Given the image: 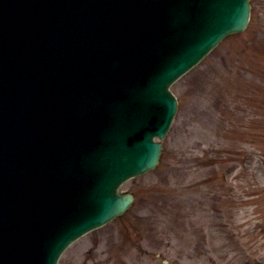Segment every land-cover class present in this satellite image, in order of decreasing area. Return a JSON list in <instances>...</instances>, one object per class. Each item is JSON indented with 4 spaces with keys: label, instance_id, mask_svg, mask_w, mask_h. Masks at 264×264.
<instances>
[{
    "label": "rangeland",
    "instance_id": "374dc122",
    "mask_svg": "<svg viewBox=\"0 0 264 264\" xmlns=\"http://www.w3.org/2000/svg\"><path fill=\"white\" fill-rule=\"evenodd\" d=\"M250 4L246 29L170 86L159 164L119 189L130 210L57 264H264V0Z\"/></svg>",
    "mask_w": 264,
    "mask_h": 264
},
{
    "label": "water",
    "instance_id": "95a60500",
    "mask_svg": "<svg viewBox=\"0 0 264 264\" xmlns=\"http://www.w3.org/2000/svg\"><path fill=\"white\" fill-rule=\"evenodd\" d=\"M0 8L12 9L15 14L3 15L7 24L18 32L13 35V47L25 57L31 54L48 70L47 77L51 81L46 110H56L63 115L55 123L58 129L65 130L64 135L58 136L60 158L55 162L39 159L37 167L41 168V176L50 181L54 189L63 187L67 176L61 162L75 145L83 141L81 151L74 147L76 165H70L68 161L67 164L75 169L71 172L75 181H92L93 176L86 171L77 172L81 168L77 164L89 151L97 148L101 151L105 145L107 149L106 165L111 170L95 184L92 182L98 190L85 193L84 202L89 194L94 196L89 203L74 201L70 187L52 200L54 208L46 204L39 208L34 206L36 221H26L22 227L17 221L1 224L0 253L5 255V260L1 261L0 257V263L56 264L71 242L129 208L133 197L118 195L116 191L121 183L146 173L158 163L161 144L154 142L153 138H164L176 110V100L168 90L170 84L195 66L224 37L244 30L249 19V0H0ZM60 23L65 26L61 34L77 28L82 37L92 30L98 34V29L108 35L115 28L120 33L126 30L131 38H122L127 44L134 48L140 43L142 46L144 38L152 52H156L150 55V60L158 75L147 81L134 78L131 100L125 92L123 103L118 99L111 103L103 99V94L99 98L89 95L94 101L93 106L102 111L104 126L99 123L89 126L81 121L80 127L85 134L81 141L75 136H66L69 128H64L66 120H71L75 113L71 105L81 99L74 96L67 105L69 94L60 92L56 86L59 81L58 85L63 87L61 73L67 71L66 67H59L68 51L67 46H59L64 43L63 35L56 31V25ZM137 39L141 42L138 43ZM23 43L26 47L22 46ZM4 44L9 45L8 42ZM13 61L15 59L10 55L6 58L0 49V73ZM68 70L73 71L79 81L85 80L86 75L78 77L85 74L82 67L68 66ZM66 83L71 86L70 90L86 94L75 80ZM16 187L21 194V184ZM63 206L73 209L63 210L62 219L54 221L55 214ZM48 210L50 215H47ZM43 211L46 215L41 214Z\"/></svg>",
    "mask_w": 264,
    "mask_h": 264
},
{
    "label": "bare ground",
    "instance_id": "6f19581e",
    "mask_svg": "<svg viewBox=\"0 0 264 264\" xmlns=\"http://www.w3.org/2000/svg\"><path fill=\"white\" fill-rule=\"evenodd\" d=\"M150 171H152V170H150ZM102 172L100 171V170H97L96 171V174H97V176H99L100 174H101ZM148 172H146V173H144V174H142V175H139V176H143V175H146ZM78 179V178H77ZM79 180V179H78ZM145 181V180H144ZM73 200L74 201H80V200H82V198H81V194L79 193V191H78V187L76 186L75 187V197H73ZM62 208L55 214V216H54V221H56V219L57 220H60V219H62ZM46 219V218H45ZM44 219V220H45Z\"/></svg>",
    "mask_w": 264,
    "mask_h": 264
}]
</instances>
